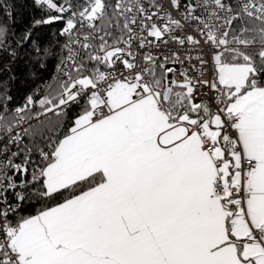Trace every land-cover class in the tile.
I'll return each mask as SVG.
<instances>
[{
	"label": "snow or ice",
	"instance_id": "6c2138e0",
	"mask_svg": "<svg viewBox=\"0 0 264 264\" xmlns=\"http://www.w3.org/2000/svg\"><path fill=\"white\" fill-rule=\"evenodd\" d=\"M0 264H264V0H0Z\"/></svg>",
	"mask_w": 264,
	"mask_h": 264
},
{
	"label": "trees",
	"instance_id": "16d2710c",
	"mask_svg": "<svg viewBox=\"0 0 264 264\" xmlns=\"http://www.w3.org/2000/svg\"><path fill=\"white\" fill-rule=\"evenodd\" d=\"M27 21L25 20V23H26ZM18 30H20L21 28H22V25L20 24V23H17L16 25H14Z\"/></svg>",
	"mask_w": 264,
	"mask_h": 264
}]
</instances>
